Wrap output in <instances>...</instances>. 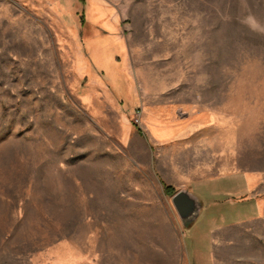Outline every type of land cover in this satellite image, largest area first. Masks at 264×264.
<instances>
[{"label":"rangeland","instance_id":"obj_1","mask_svg":"<svg viewBox=\"0 0 264 264\" xmlns=\"http://www.w3.org/2000/svg\"><path fill=\"white\" fill-rule=\"evenodd\" d=\"M0 264H264V0H0Z\"/></svg>","mask_w":264,"mask_h":264},{"label":"water","instance_id":"obj_2","mask_svg":"<svg viewBox=\"0 0 264 264\" xmlns=\"http://www.w3.org/2000/svg\"><path fill=\"white\" fill-rule=\"evenodd\" d=\"M172 202L186 226L195 221L202 208L199 198L188 190L178 191L173 196Z\"/></svg>","mask_w":264,"mask_h":264},{"label":"crops","instance_id":"obj_3","mask_svg":"<svg viewBox=\"0 0 264 264\" xmlns=\"http://www.w3.org/2000/svg\"><path fill=\"white\" fill-rule=\"evenodd\" d=\"M192 185H193V184H192ZM192 185H191V186H192ZM191 186H190V185L187 186V189H188L189 192L192 193L193 188H192ZM177 192H178V191H177ZM165 194H166V193H165ZM194 195H195V194H194ZM198 198H199V197H198ZM199 200H200V198H199ZM193 224H194V222H193L192 224L188 225V226L191 227ZM185 227H186V225H185L184 222L182 221V230H181V231H183V228H185ZM227 234H228V232H227V228H225V229H219L218 232L215 234V240H216L217 238H221V236L226 237ZM221 251H222V249H218V250H217V252H221Z\"/></svg>","mask_w":264,"mask_h":264},{"label":"trees","instance_id":"obj_4","mask_svg":"<svg viewBox=\"0 0 264 264\" xmlns=\"http://www.w3.org/2000/svg\"><path fill=\"white\" fill-rule=\"evenodd\" d=\"M164 187L167 196L173 197L177 193L176 189L172 186L164 185Z\"/></svg>","mask_w":264,"mask_h":264}]
</instances>
